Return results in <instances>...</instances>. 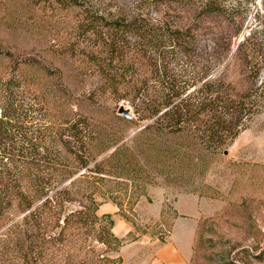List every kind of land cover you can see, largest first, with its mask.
<instances>
[{"label":"trees","instance_id":"1","mask_svg":"<svg viewBox=\"0 0 264 264\" xmlns=\"http://www.w3.org/2000/svg\"><path fill=\"white\" fill-rule=\"evenodd\" d=\"M163 1L150 0L147 8L121 18L89 17L85 32L90 29L96 42L91 50L80 52L100 82L93 91L114 103L126 102L132 118L125 122L134 123V118L144 123L130 147L158 143L163 148L168 138H184L214 153L236 138L259 105L246 75L233 79L225 74L246 61L247 55H239L247 37L230 53L240 28L231 23L209 32L218 34L214 41L221 47L209 51L199 19L216 14L220 3L196 0L198 4L189 8L194 22L173 24L157 16L155 7ZM65 2L77 5L75 0ZM222 65L224 71L210 76ZM84 93L97 101L96 94ZM76 98L61 71L41 56L0 44V219L8 212L22 216L33 263L42 260L46 229L52 225L60 233L83 228L105 251L116 253L124 245L111 233V217L96 216L93 190L110 175L111 162L121 164L118 155L127 147L116 146L118 139L110 135L101 138L95 122L73 110ZM109 147L115 148L97 158ZM156 153L165 157L163 150ZM145 161L137 160L136 166ZM73 203L77 207L68 209ZM102 259L121 264L120 257Z\"/></svg>","mask_w":264,"mask_h":264},{"label":"rangeland","instance_id":"2","mask_svg":"<svg viewBox=\"0 0 264 264\" xmlns=\"http://www.w3.org/2000/svg\"><path fill=\"white\" fill-rule=\"evenodd\" d=\"M75 1L77 5L70 7L65 0H0V44L14 52L41 56L59 69L64 83L75 89L73 110L95 122L101 138L110 135L118 139L116 146L127 147L118 155L121 164L111 162L110 175L95 185L96 216L111 217V233L123 239L124 247L164 238L177 217L173 201L191 198L197 214L192 254L186 264H264V0H215L220 10L199 19L209 51L221 50L216 45L218 39L214 41L218 34L211 33L231 23L240 24L230 53L247 37L249 47L241 48L239 56L248 57L239 67L227 68L225 74L236 79L243 73L259 96L256 112L245 128L214 153L200 150L184 138H168L163 148L158 143L148 148L130 147L144 123L134 118V123L125 122L117 110L122 108L132 118L126 102L114 103L110 96L93 91L100 82L80 51L91 50L96 42L90 29L85 32L90 16L121 18L147 8L150 0ZM164 2L155 10L165 22H194L189 8L198 4L196 0ZM222 71L223 65L210 71V76ZM90 91L98 96L96 102L84 93ZM157 150H163L165 157L159 158ZM137 160L146 163L138 168ZM76 207L73 203L68 209ZM111 207L116 210L113 214L107 213ZM21 217L8 212L0 219V264H110L102 259L105 257H120L121 264L136 261H124L122 247L116 253L105 251L83 228L60 233L52 225L46 229L42 260L33 263Z\"/></svg>","mask_w":264,"mask_h":264},{"label":"crops","instance_id":"3","mask_svg":"<svg viewBox=\"0 0 264 264\" xmlns=\"http://www.w3.org/2000/svg\"><path fill=\"white\" fill-rule=\"evenodd\" d=\"M172 209L177 217L168 234L162 239L132 242L122 247L124 261L135 258L134 264H186L190 260L196 227L195 202L191 198H178L173 201ZM115 211L111 207L107 213Z\"/></svg>","mask_w":264,"mask_h":264},{"label":"water","instance_id":"4","mask_svg":"<svg viewBox=\"0 0 264 264\" xmlns=\"http://www.w3.org/2000/svg\"><path fill=\"white\" fill-rule=\"evenodd\" d=\"M117 114L124 117L125 119H131V115H129L125 110H123L122 108H119L117 110Z\"/></svg>","mask_w":264,"mask_h":264}]
</instances>
